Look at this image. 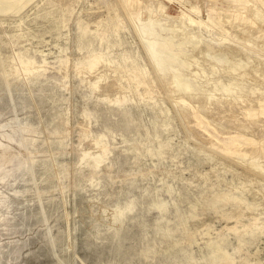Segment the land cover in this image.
Returning <instances> with one entry per match:
<instances>
[{"label": "rangeland", "instance_id": "374dc122", "mask_svg": "<svg viewBox=\"0 0 264 264\" xmlns=\"http://www.w3.org/2000/svg\"><path fill=\"white\" fill-rule=\"evenodd\" d=\"M0 264H264V0H0Z\"/></svg>", "mask_w": 264, "mask_h": 264}]
</instances>
